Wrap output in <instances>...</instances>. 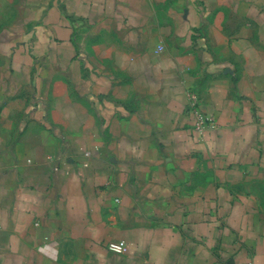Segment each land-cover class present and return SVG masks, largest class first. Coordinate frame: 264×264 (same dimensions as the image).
I'll list each match as a JSON object with an SVG mask.
<instances>
[{"label":"crops","instance_id":"obj_1","mask_svg":"<svg viewBox=\"0 0 264 264\" xmlns=\"http://www.w3.org/2000/svg\"><path fill=\"white\" fill-rule=\"evenodd\" d=\"M0 264H264V0H0Z\"/></svg>","mask_w":264,"mask_h":264},{"label":"built area","instance_id":"obj_2","mask_svg":"<svg viewBox=\"0 0 264 264\" xmlns=\"http://www.w3.org/2000/svg\"><path fill=\"white\" fill-rule=\"evenodd\" d=\"M158 50L162 49V46L159 45L157 47ZM192 101H195L196 97L195 95H191ZM208 118L207 117H202V116H198L197 120L195 121L194 125H193V130L196 133H201V131L203 130V128L205 127V125L207 124ZM128 245L125 241L121 240V241H117L115 243H110L106 246V249L109 252H113V253H122L127 249Z\"/></svg>","mask_w":264,"mask_h":264}]
</instances>
